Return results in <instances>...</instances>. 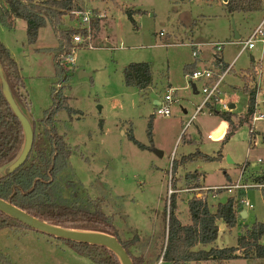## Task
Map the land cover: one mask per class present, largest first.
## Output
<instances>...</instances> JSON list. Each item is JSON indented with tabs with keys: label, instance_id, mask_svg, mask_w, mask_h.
Wrapping results in <instances>:
<instances>
[{
	"label": "rangeland",
	"instance_id": "rangeland-1",
	"mask_svg": "<svg viewBox=\"0 0 264 264\" xmlns=\"http://www.w3.org/2000/svg\"><path fill=\"white\" fill-rule=\"evenodd\" d=\"M3 1L0 0V4ZM73 1L76 4L73 11L91 9L105 16L91 18L92 48L77 46L73 39L71 51L74 49L75 62L66 72L69 78L65 81L57 74L55 50L59 40L50 25L41 27L37 41L29 43L24 19L18 18L14 29L1 28L0 24V36L17 54L31 101V119L41 131L39 120L54 103L52 86L66 96L70 110L59 109L53 117L56 132L64 137L72 150L69 167L63 172L67 181L63 195L71 198L77 195L75 199L81 203L96 201L106 214L112 216L121 239L138 235L130 250L144 264H174L163 257L168 224L165 202L171 192L177 191L174 194L179 218L182 223H189L188 200L191 194L199 195V189H202L187 191L184 176L194 171L201 176L200 180L206 186L201 192L207 195L210 209L214 210L218 202L239 195L233 190L228 192L223 185L237 180L243 164L247 160L255 162L259 157L264 159V147L250 146L246 127L223 143L219 138L224 130L215 131L225 122L220 115L204 108L190 119L202 102L206 81L203 78L192 80L185 67L195 59L193 51L198 48V68L216 69L215 42H225L220 54L223 61L231 62L242 46L236 42L239 39L234 38L235 34L245 39L264 17V0L260 10L245 13H229L223 0ZM124 7L134 9L132 20L123 11ZM72 15L75 18L64 15L62 29L83 28L81 17L75 12ZM251 59H262L260 66L264 68L260 44L238 57L220 85L224 91H220L218 98H228L233 93L237 96L234 98L238 101V108L234 110L237 115L246 110L248 99L242 90L244 80L241 76L252 64ZM131 62L150 65L153 84L146 90L124 82L123 69ZM81 71L90 75H80ZM192 82L198 92L193 89ZM169 91H173L171 114L161 116L157 113L155 100H162ZM215 105L220 107L218 102ZM150 123L152 139L148 133ZM256 127L264 129V123H258ZM131 129L145 148H140L129 138ZM210 133L213 138L209 139ZM219 150L222 157L211 160L198 157L197 153L211 157L217 156ZM192 153L195 159L183 160L184 155ZM227 156L233 161L229 162ZM175 159L179 165L172 174ZM262 167L264 163L247 172L254 177V172ZM213 185L220 187L216 196L206 190ZM245 194L243 196L254 208L247 209L248 216L242 217L231 228L218 221L222 226L219 225L215 244L219 247L236 245L239 235L245 233L250 224L264 221L261 190L250 188ZM200 247L209 246H196ZM228 263L264 264V258L236 257ZM0 264L97 263L44 232L4 227L0 229ZM186 264L216 263L189 261Z\"/></svg>",
	"mask_w": 264,
	"mask_h": 264
},
{
	"label": "trees",
	"instance_id": "trees-1",
	"mask_svg": "<svg viewBox=\"0 0 264 264\" xmlns=\"http://www.w3.org/2000/svg\"><path fill=\"white\" fill-rule=\"evenodd\" d=\"M224 1L225 9L229 13L257 11L262 7V0ZM75 8L76 4L73 0H4L0 4V23L8 29H14L16 20L18 18L24 19L29 43L37 41L41 27L50 25L59 40V46L55 50L57 74L65 81L69 77L61 68L59 61L71 53L73 35L86 33L85 28L80 26L68 29L61 28L64 15L69 14L73 18L72 11ZM123 11L131 20L133 19L134 9L124 7ZM215 59L218 60V58ZM0 61L16 100L22 109L29 111L31 101L26 91L24 77L20 73L18 64L12 57L9 48L1 41ZM251 61L252 64L242 75V80H244L242 90L248 99L246 111L237 115L234 110L222 111L211 103L207 105L209 112L220 115L228 124L226 134L222 139L223 143L228 142L239 129L246 127L250 121L248 115L253 109L255 92L251 82L256 74L255 61L252 59ZM192 66L193 63L186 66V71L192 72L196 69ZM122 73L124 82L139 90H146L153 84L152 70L147 62H131L124 67ZM52 98L54 99L53 105L45 111V116L39 120V124L42 125L41 131L37 130L36 121L31 119L35 137L27 160L10 175H3L2 168L19 154L24 135L20 121L13 113L0 89V198L9 200L32 216L54 225L113 235L124 246L134 264H144L142 259L134 256L130 250L131 246L138 240V235L132 239H121L112 216L106 214L96 201L81 203L75 199L77 195L73 198L63 195V189L67 182L63 172L69 167L72 150L64 137L56 132L53 117L59 109L65 108L69 111L70 107L66 96L57 91L54 86H52ZM148 133L152 139L151 123ZM128 136L140 148H145V145L134 136L132 129ZM220 151L217 156L211 157L203 155L199 151L197 153L198 157L211 160L221 158ZM195 158L193 153L183 156V160L188 161ZM178 165L179 162L175 159L172 174ZM184 177L187 183V191L192 188L206 187L200 180L201 176L196 175L195 171L192 174H186ZM255 178L256 180H264V172ZM172 180L174 182V179ZM173 185L175 189L178 188L175 183ZM201 190L199 189L201 196L193 193L188 200L189 223H182L179 218L176 194H174L177 191L171 192L169 200H166L164 214L168 217V224L164 259H170L174 264H186L189 261H214L216 264H229L228 262L236 257L264 258V221H254L250 224L245 233L239 235L236 245L219 247L215 244L219 235L220 224L218 221L220 220L224 225L231 228L242 218L240 213L242 207L239 199L231 195L224 202H218L215 209L211 210L207 195L203 194ZM4 227L33 229L0 210V229ZM57 239L67 243L79 253L89 256L97 264H121L118 257L104 246L63 238ZM199 244L209 247L196 248Z\"/></svg>",
	"mask_w": 264,
	"mask_h": 264
},
{
	"label": "built area",
	"instance_id": "built-area-1",
	"mask_svg": "<svg viewBox=\"0 0 264 264\" xmlns=\"http://www.w3.org/2000/svg\"><path fill=\"white\" fill-rule=\"evenodd\" d=\"M78 14L81 17V24H83V28H85L86 33H76L73 35L74 43L77 46H87L89 48L93 47L92 40H91V18L93 16L98 17H104V13H94V11L85 10V11H72ZM163 32H160V35H162ZM237 43L241 44V48L238 51V53L233 57L231 62L228 64L226 69L219 73L215 74L211 68H205V69H194L190 73L191 79H200L203 78L205 81H208L206 84H204L202 88V93L204 94V101L201 105H199L196 109V111L191 115V120L204 108H207L208 104H214L215 102L220 103L219 109L222 111H230L233 108L230 106V101L226 102L224 100H221L218 98L220 94V85L223 82V78L225 77L228 72L232 70L234 67L236 60L240 55H242L246 50L253 49L257 46V44L261 45V48L264 52V17L261 19L260 23L251 30V32L246 36L245 39H239L236 41ZM225 43L224 42H216L214 43L215 46V54H218L221 52L224 48ZM74 49L71 51L70 54L60 59L59 63L62 67V69L65 71V73L69 70H71V65L75 62V58L73 55ZM199 52L198 49H195L193 51L194 55H197ZM262 59H259L256 61L259 66H255L256 74L252 79L251 85L254 88V103H253V109L251 113L248 115L249 123L246 126L247 128V140H249L250 146L261 145L264 147V129L257 128L256 125L258 123H264V68H262ZM255 63V64H256ZM245 74V73H244ZM252 77V75H250ZM58 86L60 87L61 84L59 83ZM173 100L172 93H166L164 98L159 102L157 105V113H159L161 116L163 115H170L171 114V108L170 104ZM209 111V110H208ZM207 138H213V134L210 133L207 135ZM264 163V159L259 157L257 161L251 162L250 160H247L243 166L240 169L239 177L237 180L231 181L229 184L223 185L225 189L228 190V192L231 193V191H236V194H239L238 196H235L239 199L241 204V210H245L247 213V209L254 208V205L249 199L244 197L243 195H246L245 192L247 189L250 188H259L264 195V180H256L255 177L259 176V174L264 172V167L256 170L254 172V177L249 176V169L254 168L257 164ZM220 189L219 186L213 185L211 188L206 189L207 191L213 192L212 195L216 196V190ZM202 190H205L202 187ZM201 195V194H199ZM248 215V213H247ZM160 264V263H157Z\"/></svg>",
	"mask_w": 264,
	"mask_h": 264
},
{
	"label": "water",
	"instance_id": "water-1",
	"mask_svg": "<svg viewBox=\"0 0 264 264\" xmlns=\"http://www.w3.org/2000/svg\"><path fill=\"white\" fill-rule=\"evenodd\" d=\"M235 28V26H234ZM236 39H240V35L235 34ZM90 75V73H84L81 71L80 75ZM192 87L195 88L196 85L192 82ZM0 89L8 102L10 108L12 109L15 116L18 118L22 125L24 141L19 154L14 160H12L8 165L2 168L1 172L3 175H10L16 169H18L28 158L35 137V130L31 120V114L28 110L22 109L20 104L15 98V95L11 89V86L7 80L4 68L0 61ZM158 152V151H157ZM159 153V152H158ZM229 162L233 161L231 157L227 156ZM0 210L11 217L29 225L35 230L44 232L48 235L54 236L56 238H63L66 240L84 242L93 245H101L109 250H111L119 259L121 264H134L132 258L120 243V241L113 235L91 230H80L72 229L59 225H54L46 221L40 220L39 218L32 216L27 211L14 205L11 201L0 198ZM242 217L245 218L247 213L245 210L240 212Z\"/></svg>",
	"mask_w": 264,
	"mask_h": 264
},
{
	"label": "crops",
	"instance_id": "crops-1",
	"mask_svg": "<svg viewBox=\"0 0 264 264\" xmlns=\"http://www.w3.org/2000/svg\"><path fill=\"white\" fill-rule=\"evenodd\" d=\"M225 3V1L223 0V4ZM225 5V4H224ZM261 21V20H260ZM260 21H258V23L255 25V26H253L252 27V29L253 28H255L258 24H259V22ZM1 24V23H0ZM4 26L1 24V28H3ZM2 30V29H1ZM250 33V32H249ZM248 33V34H249ZM241 37V36H240ZM234 38H235V36H234ZM236 39V38H235ZM0 41L7 47V48H9V50H10V52H11V55H12V57L14 58V60L17 62V64H18V60H17V54L15 53V51L9 46V44H7L6 43V41L2 38V36H0ZM216 43V42H215ZM225 43V42H224ZM194 47L195 48H197V46L196 45H194ZM198 49V48H197ZM199 50V49H198ZM198 55V54H197ZM197 55H195V59L193 60V61H191V62H189V63H187V66L188 65H190V64H192L193 63V66L192 67H195L196 69H200V68H198V62H197V60H196V58H197ZM214 57L215 58H218V60H216V59H214V61L216 62V69H213L212 67H209V68H211L212 70H213V72L215 73V74H219V73H221V72H223L225 69H226V66H228V64L230 63L229 61L228 62H225V61H223V58H222V55L220 54V52L218 53V54H214ZM255 63H256V61H255ZM18 67H19V64H18ZM208 68V69H209ZM224 70H223V69ZM19 70H20V67H19ZM222 70V71H221ZM188 72V71H187ZM21 73V72H20ZM188 73H191V72H188ZM229 73V72H228ZM227 75V74H226ZM226 75H225V77H226ZM243 75V74H242ZM224 77V78H225ZM223 78V79H224ZM241 79H242V76H241ZM208 81H206V83H207ZM205 83V84H206ZM196 85V84H195ZM234 86H237V85H234ZM242 86V85H241ZM239 87V86H238ZM194 90H195V92H198L197 91V87H195V88H193ZM226 91H227V89H225ZM220 91H224V90H221V88H220ZM28 93V92H27ZM168 93H172V95H173V91H169ZM29 97V96H28ZM237 96H234V93L233 94H230V96L228 97V98H225V96H224V98L223 99H221V97H219V99H221V100H224V101H226V102H229L231 99H232V101H230V106L233 108L232 110H236V108H238V101H236V99H234V98H236ZM30 99V98H29ZM204 99V95H203V98H202V102L204 101L203 100ZM161 101V100H160ZM159 100H155V104H159V102H160ZM202 102L199 104V105H201L202 104ZM198 105V106H199ZM214 105V104H213ZM197 106V107H198ZM216 106V105H215ZM197 107H196V109H197ZM196 109H195V111H196ZM246 109H247V105H246ZM194 111V112H195ZM246 111V110H245ZM245 111H243V112H245ZM184 112H187L186 110H184ZM193 112V113H194ZM29 113L31 114V111L29 110ZM192 113V114H193ZM191 114V115H192ZM191 118V117H190ZM227 128H228V124L226 123V122H223L217 129H215V131L218 133L220 130H224L223 131V133H222V136L219 138V140H222L223 139V137H224V135L226 134V131H227ZM223 155V154H222ZM248 215H246V217H247ZM222 225H220V227H221Z\"/></svg>",
	"mask_w": 264,
	"mask_h": 264
}]
</instances>
